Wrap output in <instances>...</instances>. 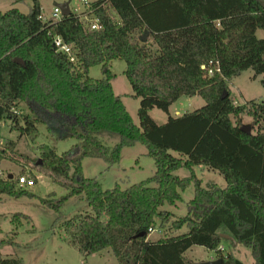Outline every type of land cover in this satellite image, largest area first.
I'll list each match as a JSON object with an SVG mask.
<instances>
[{
    "label": "trees",
    "instance_id": "1",
    "mask_svg": "<svg viewBox=\"0 0 264 264\" xmlns=\"http://www.w3.org/2000/svg\"><path fill=\"white\" fill-rule=\"evenodd\" d=\"M25 1L31 2L27 14L0 13V126L10 121L34 141L38 126L45 125L58 128L56 140L76 141L60 155L52 146L39 147L41 167L67 192L56 204L41 202L57 210L82 195L91 211L55 220L67 244L84 258L110 249L117 264H192L184 253L193 246L215 251L222 264H244L220 250L222 235H228L231 244L250 249L255 264H264V105H234L227 84L246 70L253 78L264 76V37L256 36L264 31V0H96L82 15L71 11L57 21L43 20L39 0L13 3ZM88 19H97L98 29L91 30ZM55 37L71 46L73 61L57 50ZM115 59L125 62L131 96L139 99V125L113 92L109 63ZM96 65L101 79L88 75ZM195 96L203 106L170 115L173 103ZM154 108L167 115L165 123L150 118ZM245 116L249 133L242 130ZM102 136H117L118 142L111 147ZM136 143L154 160L151 178L103 190L83 176V159L110 166L122 148ZM13 145H0V163L10 158ZM200 166L217 171L226 186L204 189L193 169ZM180 168L191 175L179 178L174 172ZM8 176L0 177V196L33 197ZM191 183L186 214L170 220L162 206H175ZM20 217L29 219L15 214L13 220ZM157 221L159 228L170 223L185 231L151 241L149 229ZM0 264L23 262L0 254Z\"/></svg>",
    "mask_w": 264,
    "mask_h": 264
},
{
    "label": "rangeland",
    "instance_id": "2",
    "mask_svg": "<svg viewBox=\"0 0 264 264\" xmlns=\"http://www.w3.org/2000/svg\"><path fill=\"white\" fill-rule=\"evenodd\" d=\"M95 0H87L93 3ZM67 3L72 11L84 12L86 6L83 0H39L43 20L57 21L60 17L53 16V10L60 4ZM31 2L25 1L13 3V0H0V13H5L11 9H17L22 14L29 13ZM258 38L264 37V31L257 30ZM126 64L124 61L115 59L109 63V70L112 78V87L114 94L121 97L123 104L130 114L135 125H139L137 111L139 99L131 96V87L124 75ZM88 75L92 79H101V66L96 65L88 70ZM230 98L234 105L244 104L254 100L264 105V76L253 78V72L246 70L239 76L228 81ZM204 105L201 98L188 100L181 98L170 108V115L174 116V110L178 109L180 115L192 112ZM21 114L28 113L23 104L19 105ZM150 118L158 125L166 122L167 115L159 109L149 111ZM22 125V123L20 122ZM19 125V124H18ZM242 125L251 126V120L248 117L242 118ZM54 127H58L54 125ZM52 129L54 131H52ZM50 130L45 125H39L38 137L32 141L26 135L21 134L19 130L10 122L5 121L0 126V145L4 146L7 142L14 145L10 151V158L0 163V170L3 175L10 173L13 176L22 174L33 178L35 174L37 182L35 186L26 190L33 194V197L24 195L19 198L0 196V254L2 257H18L23 264H117L113 255H93L84 258L75 247L66 242V235L60 226V222L54 225L59 216L72 218L77 214L91 212L83 196H75L66 199L57 210L48 208L40 199L54 200L56 204L60 197L66 196L67 192L62 187L55 184L49 173L41 167L39 147L48 145L55 148V152L60 155L69 150L75 144V140H56L58 131L52 127ZM104 142L113 146L118 142V137L113 136L108 139L107 136L100 137ZM40 161V164L38 162ZM82 174L86 178L96 179L103 190L112 189L119 185L121 189H126L132 184L146 181L151 178L155 172L154 160L147 155V149L144 145L136 143L132 147L121 149L119 161L113 165H108L102 159L85 158L81 162ZM196 178L201 181L204 189L215 185L224 188L226 182L224 178L215 170L207 169L203 166L194 167ZM24 170V171H23ZM179 178H187L191 171L180 168L174 172ZM41 175V176H40ZM193 183L184 191H180L181 201L175 206L164 204L162 210L172 214L170 220L186 214V203L193 198ZM15 214H22L29 219L20 221L13 220ZM155 231L149 234L151 241L155 238L175 235L185 231L174 230L170 223L163 228H159L157 221ZM225 250L222 253H230L234 258L244 264H255L250 249L242 245H233L228 240L222 242ZM107 252H111L110 249ZM184 256L192 264H202L211 260H217L216 252L200 246H193L184 253Z\"/></svg>",
    "mask_w": 264,
    "mask_h": 264
},
{
    "label": "built area",
    "instance_id": "3",
    "mask_svg": "<svg viewBox=\"0 0 264 264\" xmlns=\"http://www.w3.org/2000/svg\"><path fill=\"white\" fill-rule=\"evenodd\" d=\"M83 3L86 6L85 11H84V12H86L90 8V4L87 2V0H83ZM70 11H72V10H70ZM73 12H75L78 15H82L84 13V12H77V11H73ZM53 16L55 18H57V17L61 18L62 17L59 7L55 8L53 10ZM88 25H89L91 30H96V29H98V20L97 19H88ZM53 42H54V45L59 52L67 54L69 56L70 60L73 61V57L71 56V46H69L68 44H65L60 37H55ZM210 65H212V64L210 63ZM202 68L206 69L205 66H202ZM217 71H219V70L217 69ZM207 74L208 75L213 74L212 68L207 69ZM5 175H3V173L0 170V177L1 178L5 177ZM16 182H17V186L19 188H23V189H27V188L35 186L34 178H30L27 175H17L16 176ZM154 231H155V229H152V228L149 229V233H152ZM220 250L221 251L223 250L221 246H220Z\"/></svg>",
    "mask_w": 264,
    "mask_h": 264
},
{
    "label": "water",
    "instance_id": "4",
    "mask_svg": "<svg viewBox=\"0 0 264 264\" xmlns=\"http://www.w3.org/2000/svg\"><path fill=\"white\" fill-rule=\"evenodd\" d=\"M59 9L61 11V15L62 16H66L68 15L71 11L68 7V4L67 3H64V4H60L59 6ZM147 38V32H144V34L141 36V40L142 41H145ZM15 62L20 64L21 66H24L23 62L20 60V59H15ZM227 95V92L224 91L223 92V96L222 97H225ZM242 130L245 131L246 133H249L250 132V129L246 126L242 127ZM40 164V161L38 162ZM9 179H12L13 178V175L12 174H9L8 176ZM222 237L228 241H234L230 236L228 235H222ZM202 264H222V260L221 259H217V260H214V261H209V262H206V263H202Z\"/></svg>",
    "mask_w": 264,
    "mask_h": 264
},
{
    "label": "crops",
    "instance_id": "5",
    "mask_svg": "<svg viewBox=\"0 0 264 264\" xmlns=\"http://www.w3.org/2000/svg\"><path fill=\"white\" fill-rule=\"evenodd\" d=\"M95 1H96V0H95ZM95 1H94V2H95ZM112 88H113V87H112ZM116 95H117V94H116ZM181 98H183V97H181ZM181 98H180V99H181ZM198 98H200V97L195 96V97L187 98V99L190 101V100H195V99H198ZM180 99H179V100H180ZM179 100H178V101H179ZM122 102H123V101H122ZM175 104H176V102L173 103V104L170 106V108H171L173 105H175ZM170 108H169V111H170ZM169 113H170V112H169ZM179 116H181L179 110H178V109H175V110H174V116H172V117H179ZM8 174H10V173H8ZM40 176H41V175H40ZM149 239H150V238H149ZM158 239H159V238H155V239H152V240H153V241H156V240H158ZM221 247H222L223 250H225L224 247L222 246V244H221ZM223 250H222V251H223ZM103 252L105 253V255H106V254H107V255H112V253H111V252H107V250H104V251H102V252H100V253H98V254H95V255H97V256H98V255H103ZM92 256H93V255H92ZM113 257H114V256H113ZM211 261H213V260H211Z\"/></svg>",
    "mask_w": 264,
    "mask_h": 264
}]
</instances>
